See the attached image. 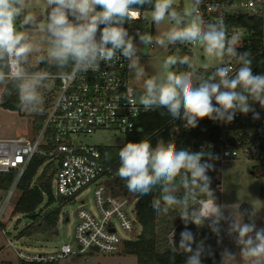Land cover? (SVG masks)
<instances>
[{"label":"clouds","instance_id":"clouds-1","mask_svg":"<svg viewBox=\"0 0 264 264\" xmlns=\"http://www.w3.org/2000/svg\"><path fill=\"white\" fill-rule=\"evenodd\" d=\"M35 4L42 18L29 10L32 5L28 0H0V99L15 91L20 107L41 113L44 90L51 81L63 78L70 70L97 72L102 61L111 65L122 55L140 85H126L124 96L134 97L144 111L165 108L173 119L186 121V128L196 127L205 117L230 123L237 112H252L254 120L260 118L252 105L264 108V74L253 73L250 53L238 52L222 21H204L201 0H190L182 9L174 6V0H35ZM145 6L155 24L167 21L169 26L155 38L137 33L142 45L198 44L207 58L224 66L204 79L194 74L189 56L173 55L163 61L162 69L147 75L140 49L124 27L139 16L137 8ZM231 60L238 64L234 71L227 66ZM38 64L47 67L37 69ZM175 65L188 70H171ZM206 155L212 158L203 150L177 149L173 142L162 139L155 146L149 139L127 142L118 152L117 172L133 193L144 196L159 190L151 201L158 214L175 211L185 223L198 226L215 217L218 224L222 219L220 206L215 204V211L208 216H201L195 207L201 195L214 200L207 175L213 165L202 163ZM232 233L237 234L245 264H264V228L243 223L239 214L230 225ZM193 242L190 232H182L179 249L189 253L186 264H201L203 244L193 250ZM226 257L235 259L227 251L224 261Z\"/></svg>","mask_w":264,"mask_h":264},{"label":"built area","instance_id":"built-area-1","mask_svg":"<svg viewBox=\"0 0 264 264\" xmlns=\"http://www.w3.org/2000/svg\"><path fill=\"white\" fill-rule=\"evenodd\" d=\"M214 10L256 15L264 11V0H201V16ZM240 31L229 32L230 38L241 35ZM127 64L126 58L120 55L111 65L102 61L97 72L70 70L63 78L54 79L44 90L46 99L50 101L43 113L45 119L39 131L34 132L33 129L31 135L0 139V176L15 172L11 185L0 188V229L5 236L8 235L5 223L11 217L20 195L19 182L35 155L47 158L43 166L53 164L52 189L57 199L70 202L82 197L81 207L77 211L79 223L74 242L63 243L53 251L39 254L17 249L15 241L7 237L9 246L13 247L19 260L53 262L71 254H112L118 252L125 241L133 240L140 234L136 199L114 194L108 185L111 168L103 164L97 145H86L77 140L98 130H113L128 136L141 129L139 118L146 111L134 97L124 96L126 85L133 86ZM227 66L234 71L237 62L228 61ZM248 119L250 113L245 115L239 112L230 123L210 119L213 125L220 124L222 128L218 140L219 155L202 163L206 161L213 165L212 169H219L225 160L240 156L255 159L257 169L263 172L264 184V139L251 138L252 133L243 128ZM185 123L183 120L182 128L190 130L184 126ZM261 125L264 128V119ZM177 130L176 127L173 132ZM215 146L211 145L212 148ZM92 186L95 212L84 208L87 201L83 196ZM208 205L209 201H204L202 209L206 210ZM66 220L69 221V218ZM118 228L126 235L122 236Z\"/></svg>","mask_w":264,"mask_h":264},{"label":"trees","instance_id":"trees-1","mask_svg":"<svg viewBox=\"0 0 264 264\" xmlns=\"http://www.w3.org/2000/svg\"><path fill=\"white\" fill-rule=\"evenodd\" d=\"M207 1V0H203ZM178 9H182L183 4L174 5ZM140 16L126 22L124 27L128 30L130 36L135 31H142L147 28L149 21L144 17V13L150 12V9L137 8ZM206 23L223 22L227 37L230 39L229 32L241 30V35L237 36L238 52H249L252 60V68L254 74H264V11L260 14H234L228 11H212L210 14L205 13L202 16ZM99 35V34H98ZM170 55L189 56L193 52L190 44L177 43L170 45ZM220 66H224L221 64ZM37 69L47 67L45 64L36 65ZM238 67V64H237ZM217 67L200 68L195 75L204 79L210 77ZM174 71L188 70L187 66L175 65ZM52 72L56 69L52 68ZM44 91L43 111L41 113H33V129L38 132L45 117L44 111L49 104ZM0 106L10 111H22L19 105L18 95L15 91L11 95H5L0 99ZM252 107L259 113L260 118L254 120L253 113H250V119L243 124L244 129H248L252 133L253 139H264V128L261 120L264 119V108L258 103H253ZM182 119H173L168 114L167 109L159 108L152 111H146L139 118L141 129L135 133L129 134L127 142H140L143 139H149L153 146L158 140L171 141L177 149L186 148L191 151H205L210 153L211 157H218L219 148L218 140L222 131L220 124L213 125L208 117L198 120L196 127L186 130L182 128ZM178 128L174 133L173 129ZM248 135V134H247ZM215 144V148L211 145ZM121 146H97L101 152L102 162L105 166L110 167L108 174V185L110 190L129 199H136L135 211L138 222L142 226L141 233L133 240L125 241L120 251L126 254L136 256L137 264H186L187 256L179 249L181 241V233L188 231L193 236L191 247L193 250L198 245L203 244V252L201 255V264H221L222 249L225 241V230L222 228L221 222L214 223V218L205 219L202 225H196L192 222L185 223L181 217L175 212L170 211L168 214H158L152 207L151 201L154 196L158 195V189L153 190L150 195L141 196L128 190L126 182L118 175L119 156L118 152ZM213 150V151H212ZM107 154V155H106ZM209 159L206 155L202 161ZM47 158L37 154L33 157L19 182L20 195L14 206L13 213L25 214L27 216L35 215L33 222L24 230L19 232L20 236H31L34 234L46 235L57 228L61 216V206L69 202L63 198H56L53 195L52 181L55 168L52 163L45 166ZM257 169V168H256ZM253 169L252 173L262 178L263 172L259 169ZM221 168L210 169L207 175L211 178L210 188L213 193V199L207 195H201L196 202L195 207L199 210L201 216L202 203L204 201L220 202L221 194ZM15 177V172L9 175L0 176V188H8ZM48 196V204L59 202V206L45 213L40 210V205L44 201V196ZM261 196L264 199V184L261 187ZM248 217V215H247ZM216 228L218 231H214ZM18 264H51V262L43 261H24L20 260Z\"/></svg>","mask_w":264,"mask_h":264},{"label":"rangeland","instance_id":"rangeland-1","mask_svg":"<svg viewBox=\"0 0 264 264\" xmlns=\"http://www.w3.org/2000/svg\"><path fill=\"white\" fill-rule=\"evenodd\" d=\"M28 3L32 5L29 10L35 11L38 18H42L40 8L35 4V0H28ZM189 3L190 0H174V5L183 4L184 7ZM144 17L148 19L149 25L145 30L135 31L133 38L134 43L140 49L138 54L141 58V64L145 66L146 74L151 75L156 70L162 69L163 61L171 56L170 45L160 47L153 43L144 46L141 44L137 33H148L155 38L167 30L169 25L167 21L159 25L155 24L150 18V12L144 13ZM230 39H234L236 45L239 42L236 37ZM190 47L193 52L190 58L195 65V69L193 70L194 74L200 68L218 67L221 65L219 61L207 58L198 44H190ZM173 67L171 70L174 71ZM129 80L133 86L140 87V85L136 84L135 77L130 71ZM31 113L25 108L19 112L0 107V139L27 134L30 130L33 131V113ZM126 139V135L113 130H98L91 135L77 138L79 142L92 146H121L126 143ZM257 165V160L245 156L225 160L221 165L222 198L218 206H220L222 211V222L225 229L221 264H245L240 257V247L236 243L237 234H230V225L233 223L235 217L238 219L239 214H241L243 223H254L256 229L264 228V199L261 196L262 178L252 173L253 169L257 168ZM83 198L87 201L84 208L95 212L93 186L84 194ZM81 200L82 197L76 201H70L62 205L60 221L58 222L57 228L46 235L34 234L21 237L19 232L30 225L33 220L25 214L13 213L4 226L8 235L5 236L0 229V264H18L20 261L13 247L9 246L7 237L15 241L17 249L39 254L53 251L63 243L74 242L76 226L79 223L77 211L81 207ZM47 204L48 196L45 195L44 201L39 208L43 213L59 206V202L57 201L50 205ZM67 217L69 221L66 220ZM118 229L122 236L126 235L120 228ZM138 230L141 233V224L138 225ZM226 251L232 254L235 259L226 257L224 261ZM51 264H137V258L134 255L126 254L120 250L112 254L89 252L84 254H71L53 261Z\"/></svg>","mask_w":264,"mask_h":264},{"label":"crops","instance_id":"crops-1","mask_svg":"<svg viewBox=\"0 0 264 264\" xmlns=\"http://www.w3.org/2000/svg\"><path fill=\"white\" fill-rule=\"evenodd\" d=\"M32 124H33V121H32ZM31 131L32 130H30L27 134L25 133V135H31ZM218 203H220V202H216V201L210 200L209 201V205L207 206V209L206 210L205 209H202L201 214L204 215V216H208L209 214H211L212 212L215 211V204L218 205ZM211 218H214L215 219V217H211ZM220 222H221L222 228L224 229V225H223L222 219H220Z\"/></svg>","mask_w":264,"mask_h":264},{"label":"water","instance_id":"water-1","mask_svg":"<svg viewBox=\"0 0 264 264\" xmlns=\"http://www.w3.org/2000/svg\"><path fill=\"white\" fill-rule=\"evenodd\" d=\"M29 218L33 220L35 218V215H31V216H29ZM94 250L97 251L98 249L94 248Z\"/></svg>","mask_w":264,"mask_h":264}]
</instances>
